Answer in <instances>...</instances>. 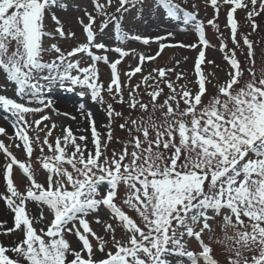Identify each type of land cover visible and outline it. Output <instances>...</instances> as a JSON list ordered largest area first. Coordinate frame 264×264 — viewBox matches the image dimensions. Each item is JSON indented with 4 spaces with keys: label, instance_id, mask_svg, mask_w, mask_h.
<instances>
[{
    "label": "snow or ice",
    "instance_id": "snow-or-ice-1",
    "mask_svg": "<svg viewBox=\"0 0 264 264\" xmlns=\"http://www.w3.org/2000/svg\"><path fill=\"white\" fill-rule=\"evenodd\" d=\"M204 2L215 13L207 26L218 33L216 19L227 10L232 47L220 33L223 66L207 57L213 46L195 2L94 0L88 11L78 0H0V76L17 97L0 93V110L13 118L12 136L0 127L11 141L0 140V202L12 214L10 227L0 222V236H16L11 244L0 241V264H264V67L257 70L254 41L238 39L235 15L246 10L255 32L264 0ZM73 19L84 42L63 49L62 41L76 38ZM152 22L175 28L155 37L134 31ZM184 31H193L197 42H172ZM109 33L117 46L105 41ZM127 41L157 50L120 46ZM168 48L198 49L191 74L178 70L180 61L144 74ZM45 54L52 59L45 61ZM130 56L137 64L122 80L118 66ZM101 64L110 70L107 85ZM57 89L102 106L105 131L82 102L88 127L77 131L90 139L68 126L51 140L56 124L45 123L46 112L57 110L45 94ZM28 96L35 106L24 101ZM113 125L126 135L116 137ZM114 142L121 147L109 154Z\"/></svg>",
    "mask_w": 264,
    "mask_h": 264
},
{
    "label": "rangeland",
    "instance_id": "rangeland-1",
    "mask_svg": "<svg viewBox=\"0 0 264 264\" xmlns=\"http://www.w3.org/2000/svg\"><path fill=\"white\" fill-rule=\"evenodd\" d=\"M193 2H195L198 5V14H199V18L202 19L205 24H206V38L209 40V43L213 46L211 48H209L207 50V57L208 59H213L216 61L217 64H221L222 66L225 64L224 61H222L221 57L222 54L219 52V44H220V33L223 34V40L224 42L228 43L229 47H232L231 45V41L229 39V35H230V30L228 28H226V8L222 7L219 17L216 19V24L219 26V33L213 29L211 26H207V20L209 19H213L215 17V13L213 11V9L205 4L204 0H186L187 5H191ZM78 3L80 4L81 8L86 9L88 11L92 10V4L94 3V0H78ZM76 15V13H74V16ZM236 15V19L238 21L239 24V34H238V39L241 40L242 43V37L243 36H248V38L252 41H254L255 44V48H256V65H257V70H259L261 67H264V14L255 17V22L258 25V28L255 32H252L251 29V25L250 22L247 19V15H246V10H237ZM50 23V22H49ZM97 23H99V20L97 21ZM178 23V22H177ZM71 29L74 30L76 32V38L73 40H69V41H62L60 43V46L63 49H71L72 47H75L77 45V42H84V37L81 33L80 28L75 24V20L73 19L71 25H70ZM185 27H190V26H185ZM175 25L174 24H161L159 28L156 27V23L152 22L151 24L149 23H145L143 25H139L138 27H136L134 29V31H137L138 33L144 35V36H151V37H155L157 35H163L165 34L167 31L169 30H174ZM112 33H109L107 36L104 37L105 41L108 42L112 47L117 46L118 42H115L112 40ZM198 37L196 36V34L193 31H184L181 32L179 34H177L175 36V40L172 42H183L185 44H191V43H195L197 42ZM48 46V42L46 41L45 43V47ZM122 47H125L126 49H135L136 52H146V53H150V54H154L155 51L157 50V45L156 44H152L150 46H145L140 44L139 42L136 41H127L125 42V44L120 45ZM197 50H190V49H182V48H168L165 49L164 52L162 53V55L153 62L147 63L144 66V74H147L153 67H163V66H168V67H173L176 64V61H180V65H179V69L178 70H183L185 72L190 73V70L192 68L193 65V61L195 60L196 56H197ZM109 58L110 59H115L116 54L115 53H108ZM239 55V53H238ZM54 56V54H53ZM187 57V60H185L184 58ZM241 62L244 63V57L240 56L239 57ZM50 59H52V56L45 54L44 56V60L45 61H49ZM137 64V58H134L132 56L130 57H126L124 58V60L122 61V63L118 66L120 73H121V78L122 80L126 79L124 77V73L127 71H130L132 68H134ZM100 71H101V79L104 81L105 85H107L108 81H109V73L110 70L106 65L101 64L100 66ZM209 71L212 70L211 66H209V68L207 69ZM217 74L218 75H222L219 70H217ZM246 78H247V74ZM139 74L133 78L132 83L136 84L139 82ZM40 83H44V81H40ZM210 91H211V86H209ZM79 91V90H77ZM165 91H167V89H165ZM57 92L60 93V96H68L71 98H74L73 101L71 100H66V99H52L54 102V107L57 110V112H53L51 110H48L46 112V114L51 116V119L49 121H46L45 123L48 124L49 126H51L53 123L56 124V130L53 132V137L50 138L51 140L54 141V138L56 136L62 135L61 129L64 127H68L70 126L71 129L73 130V132L76 135H88L89 139H90V133L89 132H79L77 131L78 129H84L88 127V123L87 121L83 120L81 118L80 115V111H79V105L83 102L85 103V107L87 110H90L93 115H95V111H100L101 116H100V120L98 122H96L98 129L101 132H104L105 129L104 127H102L104 124L107 123L105 116H104V111H103V107L98 105V104H94L91 101L87 100V98H85V101H82L81 98L75 93V92H66L63 90H55L51 93H46L45 97L50 99L48 97V95ZM0 93H3L5 95H7L9 98H14L16 99L17 97L15 96V90H14V85L13 84H5V80L3 76H0ZM125 97L127 98V90H125ZM107 99V97H106ZM145 100H147V97H144ZM163 99V97L161 98ZM25 102L28 103H32L33 106H35V102H34V98L31 96L25 97L24 98ZM117 110H123L125 113V116L128 115V110L126 108V106L121 109L120 106H116ZM60 113V114H58ZM62 113H69L71 116H76L77 120H72L70 119L68 116H64L62 115ZM98 115V114H97ZM134 116L136 114H133ZM36 118H39V115H37ZM29 119H31V117H29ZM96 119V118H95ZM13 118L10 117L9 114L4 113L2 110H0V127H3L6 129V132L8 133L9 136L13 135V128L11 127ZM79 121V123H78ZM123 121L118 120L116 123L119 124ZM113 127L115 128V135L118 138H123L126 134L124 132H122L118 127H116V125H113ZM31 135L35 136L37 135L36 132H31ZM40 139L41 141L44 138V133L40 132L39 133ZM0 140H4V142L6 144H11V141L4 136H0ZM92 145L89 143V148H91ZM120 145L118 143H113L112 145H110L109 148V154L111 153V150L113 148L119 150L120 149ZM13 154L21 161L25 160V155L24 153L19 150L16 149L15 147H12L10 149ZM45 152L47 153V149H45ZM40 155L39 149L37 148L36 151L34 152L33 155V160L35 161L36 158ZM5 163V158L0 155V167H2ZM35 167H38V165H34ZM37 179L40 180L42 182L43 178L42 176H40L39 171L37 172ZM15 183L17 184L19 190L21 192L25 191L24 185L22 184L21 181V173L17 170L15 172ZM3 183L0 182V191H3ZM30 209L32 208V205L29 206ZM34 215L38 214L36 212L33 213ZM0 222H5V226L6 227H10L12 225V214L6 209V207L4 206V204L2 202H0ZM37 228L42 227V225L37 224L36 225ZM93 228L94 230H96L98 233L102 232V229L95 225L93 223ZM117 235L119 236V232L117 233ZM16 238L15 235L9 237V236H0V241H3L5 244H11L12 240H14ZM69 239L72 241L73 243V247L77 246V242L75 240L74 237L69 236ZM192 247H195V244L192 245Z\"/></svg>",
    "mask_w": 264,
    "mask_h": 264
},
{
    "label": "bare ground",
    "instance_id": "bare-ground-1",
    "mask_svg": "<svg viewBox=\"0 0 264 264\" xmlns=\"http://www.w3.org/2000/svg\"><path fill=\"white\" fill-rule=\"evenodd\" d=\"M48 97L50 99L61 98V99H66V100H71V101H73V99H74V98H71V97H68V96H63V95L60 96V93H57V92H54V93L48 95ZM94 113H95V115H93V116L96 118V122H98L100 120L101 113H100V111H99V113H98V111H95Z\"/></svg>",
    "mask_w": 264,
    "mask_h": 264
}]
</instances>
